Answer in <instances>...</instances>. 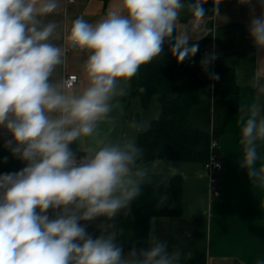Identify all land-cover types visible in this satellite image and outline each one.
<instances>
[{"label":"clouds","instance_id":"clouds-1","mask_svg":"<svg viewBox=\"0 0 264 264\" xmlns=\"http://www.w3.org/2000/svg\"><path fill=\"white\" fill-rule=\"evenodd\" d=\"M207 2L119 0L118 10L99 21L81 16L69 26L49 19L65 10L63 0H0V128L11 137L4 147L26 162L20 171L0 175V264H181L180 250L169 252L153 233L147 250L133 248L125 255L114 223L98 225L95 238L87 223L114 220L145 186L159 189L178 174L171 166L155 181L165 162L146 161L135 135L112 139L103 126L114 124L118 98L165 44L177 63L196 55L201 36L193 35L209 16ZM221 2L213 0L212 15L219 17ZM257 3L261 13L248 31L264 51V0ZM69 52L85 56L82 84L75 75L60 74ZM215 59L210 54L201 60L205 71ZM237 84L257 92L238 105L240 167L264 188V163L257 167L264 148V84ZM128 127L139 132L149 124L133 119ZM166 200L161 195L158 206Z\"/></svg>","mask_w":264,"mask_h":264},{"label":"crops","instance_id":"crops-1","mask_svg":"<svg viewBox=\"0 0 264 264\" xmlns=\"http://www.w3.org/2000/svg\"><path fill=\"white\" fill-rule=\"evenodd\" d=\"M63 4L65 10L49 19L62 24L66 22L70 26L74 19L81 16L90 23L99 21L110 11L118 10L119 0H63ZM203 7L209 16L201 30L193 35V40L201 36L198 41H204L210 36V40L205 42L206 53L216 55L214 66L232 69L236 83L237 79L242 82L255 79L264 84V51L256 48L248 31L252 17L261 13L257 0H253L252 5H241L238 0H222L219 17L212 15L213 0H208ZM187 19V16H183L181 22L186 23ZM84 59V54L69 52L60 74L65 77L75 74L78 76L77 83L82 84ZM237 87L239 102L257 95L250 87L240 84ZM123 97L118 98L119 106L113 113L114 124L103 126V134L112 139L135 135L138 141L139 135L145 131L134 132L129 129L128 123L134 119L146 122L150 127L152 121L161 114V104L154 97L149 108L141 109L139 101L133 99L137 114L129 117L123 109ZM236 119L237 114L231 116L216 137L218 145L215 151L223 165V169L217 173L221 191L219 196H210L209 174L203 163L163 160L165 163L159 174H167L171 166L179 169L177 175L182 179V212L179 215L152 217L146 237L135 247L137 251L150 247V233H153L160 241L167 243L169 252L180 250L181 264H257L258 261H264V188L253 185L247 170L240 167L242 147ZM10 138L0 128V175L20 171L26 166V162L13 157L4 147L5 140ZM70 147L78 157L82 156L78 144L73 143ZM260 154L262 159L257 162V167L264 163V148ZM5 157L7 162L4 161ZM132 209L133 201L127 210H122L112 221L100 217L88 222V233L94 238L98 236V225L101 223H114L118 229L120 217L130 214ZM130 250H125V255Z\"/></svg>","mask_w":264,"mask_h":264},{"label":"trees","instance_id":"trees-1","mask_svg":"<svg viewBox=\"0 0 264 264\" xmlns=\"http://www.w3.org/2000/svg\"><path fill=\"white\" fill-rule=\"evenodd\" d=\"M206 40H210V36L204 41H195L199 44V51L182 63H177L169 51L170 45L165 44L162 55L141 66L137 76L130 81L128 94L123 97L126 115L133 117L137 114L133 99L139 101L141 109L149 108L154 97L161 104L160 116L138 137L137 144L146 161L159 158L205 164L212 136L218 137L229 118L237 114L241 102L235 72L214 66L213 62L207 71L204 70L201 60L210 55L206 53ZM213 73L219 75V80L210 78ZM212 128L216 131L212 132ZM161 175L166 174H158L154 180L158 181ZM164 194L167 200L158 206L159 198ZM182 205V179L179 175L171 177L159 189L155 184L145 186L142 194L133 201L132 212L119 219L121 234L117 236V244L123 251L138 247L146 237L152 217L179 215Z\"/></svg>","mask_w":264,"mask_h":264},{"label":"built area","instance_id":"built-area-1","mask_svg":"<svg viewBox=\"0 0 264 264\" xmlns=\"http://www.w3.org/2000/svg\"><path fill=\"white\" fill-rule=\"evenodd\" d=\"M64 1L67 2V1H73V0H64ZM72 75H75V74H72ZM72 75H68L66 77H70ZM75 76H77V75H75ZM77 82H78V80H77ZM217 145L218 144H217L216 138L214 136H212L211 141H210L209 158L204 164V167L209 174L210 196H219L221 193L220 185H219L218 179H217V173L223 169V165H222L220 158L218 157V154L215 151L217 148ZM77 158L79 159L80 157L77 156Z\"/></svg>","mask_w":264,"mask_h":264},{"label":"rangeland","instance_id":"rangeland-1","mask_svg":"<svg viewBox=\"0 0 264 264\" xmlns=\"http://www.w3.org/2000/svg\"><path fill=\"white\" fill-rule=\"evenodd\" d=\"M212 131H213V132H215V131H216V129L212 128ZM161 172H162V171H161Z\"/></svg>","mask_w":264,"mask_h":264}]
</instances>
